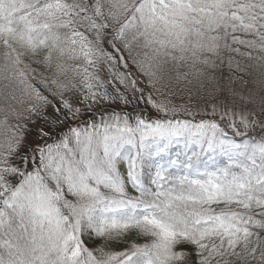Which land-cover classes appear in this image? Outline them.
Returning a JSON list of instances; mask_svg holds the SVG:
<instances>
[{
  "label": "snow or ice",
  "instance_id": "1",
  "mask_svg": "<svg viewBox=\"0 0 264 264\" xmlns=\"http://www.w3.org/2000/svg\"><path fill=\"white\" fill-rule=\"evenodd\" d=\"M0 264H264V0H0Z\"/></svg>",
  "mask_w": 264,
  "mask_h": 264
},
{
  "label": "trees",
  "instance_id": "2",
  "mask_svg": "<svg viewBox=\"0 0 264 264\" xmlns=\"http://www.w3.org/2000/svg\"><path fill=\"white\" fill-rule=\"evenodd\" d=\"M234 87H236V88L239 89V88L242 87V84L238 82L237 84L234 85ZM176 101H177V103H185V102H186V101H182V100H179V99H177ZM201 103H202V102H201ZM137 242H138V243H143V241H142V240H139V239L137 240Z\"/></svg>",
  "mask_w": 264,
  "mask_h": 264
},
{
  "label": "rangeland",
  "instance_id": "3",
  "mask_svg": "<svg viewBox=\"0 0 264 264\" xmlns=\"http://www.w3.org/2000/svg\"><path fill=\"white\" fill-rule=\"evenodd\" d=\"M176 103H177V101H176Z\"/></svg>",
  "mask_w": 264,
  "mask_h": 264
}]
</instances>
